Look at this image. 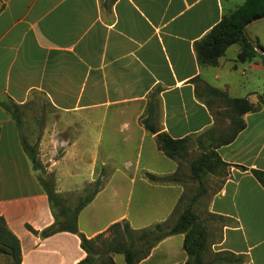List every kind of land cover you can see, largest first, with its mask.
I'll list each match as a JSON object with an SVG mask.
<instances>
[{"label":"crops","instance_id":"0c3cea01","mask_svg":"<svg viewBox=\"0 0 264 264\" xmlns=\"http://www.w3.org/2000/svg\"><path fill=\"white\" fill-rule=\"evenodd\" d=\"M225 2L0 0V217L19 241L20 264H75L85 256L75 233L40 235L54 217L39 181L43 173L32 167L21 136L36 145L57 193L79 195L102 181L77 216L87 238L116 221L139 229L171 214L183 186L143 174L167 176L177 169L140 122L149 93L160 87L161 127L182 138L229 122L224 115L215 120L211 108L219 104L205 84L251 100L264 88L260 58L236 61V44L215 66L197 63L194 41L244 1ZM259 35L255 31L264 47ZM33 94L45 99L51 124L31 140L20 110ZM1 102L19 106V123ZM245 121L232 141L216 149L223 161L248 170L231 166L210 199L208 211L228 220L211 248L240 256L239 264H264V187L249 170L264 171V104ZM182 242L181 233L166 236L133 264H184ZM113 260L127 264L119 253Z\"/></svg>","mask_w":264,"mask_h":264},{"label":"trees","instance_id":"16d2710c","mask_svg":"<svg viewBox=\"0 0 264 264\" xmlns=\"http://www.w3.org/2000/svg\"><path fill=\"white\" fill-rule=\"evenodd\" d=\"M264 16V0H244L233 11L224 14L202 37L195 40L193 48L199 66H215L218 59L224 54L227 47L236 44L239 51L236 61L244 62L259 57L264 65V56L257 52L246 38L243 28L247 23ZM255 42L261 49L264 47ZM159 86L149 93L145 113L140 117L143 127L154 135L157 147L177 163L176 171L167 176H158L150 172H143L144 176L153 182H176L183 186L171 214L162 222L139 229L132 228L127 220L112 223L101 233L87 238L78 231L77 216L81 208L94 196L102 181L96 180L83 189L84 196L77 195V202L72 206L67 200L70 194H60L55 190L54 175L47 173L37 156L36 145H31L21 136L23 149L27 153L32 167L39 169L43 177L39 181L47 194L54 221L40 231L41 236H48L59 231L75 233L80 238V246L85 252L84 258L75 264H115L113 255L122 254L127 264L137 263L145 258L151 248L162 238L181 233L183 234L182 248L186 253L184 264H239L243 259L227 250L213 251L212 244L221 238V229L228 223L225 216L207 212L203 219L193 209L198 199L208 193V180L212 176L220 178L218 187L210 193L212 197L220 190L229 175V168L235 166L241 170L247 167L239 164H229L221 159L216 149L222 144L232 141L245 125V114L259 110L264 104V89L255 93V100L249 96L231 97L225 91L205 84L206 93L217 102L218 109L211 108L215 120L224 115L229 122L226 127L215 126L199 134H191L182 138L171 137L159 122L160 114L156 99ZM206 103V101H205ZM209 104V102H207ZM1 105L19 123L17 110L19 106H12L1 102ZM194 147L199 153L188 159ZM186 168V169H185ZM253 176L264 187V171L249 169ZM196 183V191L188 197L186 194L187 182ZM90 192L87 193V191ZM208 221L219 224L220 232L216 234L210 229ZM28 228L37 233L31 227ZM0 254L11 258V264H20L21 254L17 237L7 229L0 217Z\"/></svg>","mask_w":264,"mask_h":264},{"label":"rangeland","instance_id":"374dc122","mask_svg":"<svg viewBox=\"0 0 264 264\" xmlns=\"http://www.w3.org/2000/svg\"><path fill=\"white\" fill-rule=\"evenodd\" d=\"M226 7H231V5L234 3H242L244 0H225ZM230 13V12H229ZM263 18V17H261ZM257 21L251 25H249L246 29L247 35L252 40H257V37L255 36V31H259L260 33V43H264V19H256ZM254 21V20H253ZM251 23V22H250ZM258 41V40H257ZM233 48L230 47L226 54H232ZM254 82V81H253ZM264 89V88H263ZM261 92V91H260ZM257 92V93H260ZM46 106H45V99L39 95V94H33L32 95V101H29L26 105H24L21 110V118H22V124L26 127L27 135L29 139L36 138L38 131L45 125L51 124V116L46 112ZM60 152V151H59ZM199 153V149H194L192 154L188 157V159L193 158L195 155ZM186 169V168H185ZM220 178L217 176H212L208 180V193L205 194L202 198L198 199L197 203L194 205V210L200 215L201 218H205L207 216L208 208H209V202L211 199L210 193L215 190L219 185ZM196 183L193 182H187L186 185V194L188 197H190L195 191H196ZM91 189L88 192H90ZM82 196H84L86 193H81ZM79 194V195H81ZM77 195L70 194V196L67 197V200H69L70 204L74 206L77 202ZM208 225L210 229L215 231L216 234H219L220 227L219 224L208 221ZM10 257H4L3 255H0V264H9Z\"/></svg>","mask_w":264,"mask_h":264},{"label":"water","instance_id":"95a60500","mask_svg":"<svg viewBox=\"0 0 264 264\" xmlns=\"http://www.w3.org/2000/svg\"><path fill=\"white\" fill-rule=\"evenodd\" d=\"M262 17H264V16H262ZM261 18V17H260ZM258 19V18H257ZM256 20V19H255ZM249 23H247L246 25H248ZM246 25L244 26V28H243V31H244V34H245V36H246V38L248 39V41L252 44V46L254 47V49L257 51V52H259L262 56H264V50L263 49H261L260 47H259V45L254 41V40H252L251 38H249V36L247 35V32H246V30H245V27H246Z\"/></svg>","mask_w":264,"mask_h":264}]
</instances>
